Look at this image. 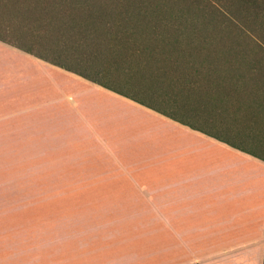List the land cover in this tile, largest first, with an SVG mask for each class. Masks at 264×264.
Masks as SVG:
<instances>
[{
	"label": "crops",
	"instance_id": "0c3cea01",
	"mask_svg": "<svg viewBox=\"0 0 264 264\" xmlns=\"http://www.w3.org/2000/svg\"><path fill=\"white\" fill-rule=\"evenodd\" d=\"M20 2L0 0V130L70 153L80 184L153 213L158 264H264V156L256 137L264 120L257 115L255 126L261 101L243 94L246 80L234 74L245 67L221 65L219 80L194 72L187 79L175 64L177 82L136 90L131 70L108 78L96 75L94 60L74 61L80 34L65 32L58 48L52 39L38 43L51 26L7 23ZM140 52L146 58L129 61L133 71L166 69L165 52Z\"/></svg>",
	"mask_w": 264,
	"mask_h": 264
},
{
	"label": "rangeland",
	"instance_id": "374dc122",
	"mask_svg": "<svg viewBox=\"0 0 264 264\" xmlns=\"http://www.w3.org/2000/svg\"><path fill=\"white\" fill-rule=\"evenodd\" d=\"M20 1L28 3V11L18 9L12 17L7 13L6 22L13 19L29 28L35 18L44 17L42 21L51 22L55 30L38 33L44 38L39 44L54 39L56 20L80 11L86 19L93 10L101 22L110 17L127 21L116 28L132 33L156 26L165 30L163 25L177 24L173 20L177 17L185 26L183 43L189 36L195 47L246 51L240 60H229L254 65L264 80V24L253 20L255 13L244 0ZM48 5L44 16L41 7ZM131 6L150 10L142 14ZM36 22L42 26L41 20ZM30 80L40 81L38 76ZM1 131L5 134L0 135V264H158L153 213L136 201L108 198V190H99L98 185L80 184L70 168V153L29 145L32 137L15 136L10 127ZM96 186L98 193H91Z\"/></svg>",
	"mask_w": 264,
	"mask_h": 264
},
{
	"label": "trees",
	"instance_id": "16d2710c",
	"mask_svg": "<svg viewBox=\"0 0 264 264\" xmlns=\"http://www.w3.org/2000/svg\"><path fill=\"white\" fill-rule=\"evenodd\" d=\"M241 2L245 3L246 6L252 7V12L255 13V15L252 16L253 20L255 21L259 19L260 23L263 25L264 0H244ZM16 4L17 3H15V5ZM19 5V9L25 10L27 9L28 3L20 2ZM126 7L130 8V6ZM131 7L134 8L136 6ZM140 7H137V9L134 8V10H138L142 14L149 13L148 10L150 9L148 7ZM41 8L44 9L45 16V12L49 8V5ZM82 14L84 16L86 15L85 12L80 11L76 16L72 14L69 18L65 20H56L55 27L57 28V33L59 34L52 40V42L58 43L57 47L59 48V45H61V43L64 41L63 39H61L60 36L63 35L65 32L69 33L70 35L72 33L80 34V38L78 39V43H80V49L77 50V47L74 48L71 46L73 48L72 59L74 61L79 60L81 62L86 61L85 59H88V61L90 62L94 60L95 64L97 65L95 71L96 75L100 73L104 74L102 76L108 78H110V76L113 78H123L125 75H129V71L131 70L134 76L133 87L136 90H140L141 86L145 83L150 82L151 84L152 82L154 83L153 85L161 84L162 80L165 78H169L171 82H177L178 79L176 74L174 73L177 68H169L171 65L175 64H179L181 66L179 68L180 71L178 73L182 76L185 75L184 77L187 79H190L188 77L190 75L189 73L194 72L198 75H209V77L211 76L218 80L221 78L222 75L220 71L221 65H241L245 67V70L243 72H237L234 74L238 75L239 78H243L244 80H246V84L244 85L243 89V94L248 96L255 95L261 101V103L256 104V106H258L260 109H255L253 112L255 114V126L258 125L257 115L261 117V122L264 120V88L262 86L263 89H261L260 84H258L259 81H261V83H264V80H260L262 73H255L254 65H245L237 62H231V60H240L241 57L244 56V53L246 51H241L240 49H225L221 47V49L195 47L194 45H191L192 41L189 36L188 38H185V41L183 43L182 36L184 35L182 29L185 26H182L183 23H181V21H178L179 18L177 17L173 18V20H176L177 24L168 23L167 26L165 24L163 25V27H166L165 30H161V28L158 29V27L154 25L153 27H156L148 32L132 33L119 31L116 28V26H119L118 24L127 22L122 19L110 17L108 18L107 22H101L100 20H96L98 19L97 17H95L97 14L94 13L93 10H88L87 19L86 17H83ZM40 18V24H42L43 27L51 26V22L46 21L44 23L42 21L44 17L41 16ZM35 19L36 21H39L37 20L38 18ZM45 19L49 20L47 17H45ZM111 20L114 21L111 22ZM187 25H190V23H188ZM96 33L99 36L96 35L94 37L93 35ZM108 34H111L113 36L109 38V36H107ZM68 40L70 41V45L74 43L72 41V36H70ZM145 49H151L154 51L160 50L162 52H165L163 54L162 59L168 61L166 69L157 70L153 73H150L149 75L141 73L138 68L133 71L135 68L134 66H131L129 61L134 60L139 62L141 60H144L146 58V55L143 56V52H140V50ZM229 57H231V60H229ZM61 58L62 57L60 55L57 56V59ZM226 59H228L229 61ZM156 62H159V60H156ZM256 137L261 141V154L264 156V122L261 123Z\"/></svg>",
	"mask_w": 264,
	"mask_h": 264
}]
</instances>
